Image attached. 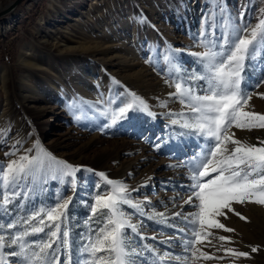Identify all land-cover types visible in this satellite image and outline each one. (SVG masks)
<instances>
[{"label": "rangeland", "instance_id": "374dc122", "mask_svg": "<svg viewBox=\"0 0 264 264\" xmlns=\"http://www.w3.org/2000/svg\"><path fill=\"white\" fill-rule=\"evenodd\" d=\"M9 1L0 0V7ZM50 1L21 0L9 15L0 19V58L6 56L0 62V133H7L0 135V164L6 166L36 144L58 160L81 166V170L76 173L73 191L70 180L65 185L54 178L55 165H51L36 190L27 200L23 195L18 197L9 208L11 218L3 216L0 224L27 219L42 207L54 206L61 197H73V260H82L80 248L105 218L101 214L91 217L94 197L110 191L99 175L104 173L108 179L126 184L134 201L147 198L145 213L155 210L169 218L174 212L182 213L181 217L169 220L175 227L168 228L124 206L132 215V222L140 224V235L145 237L140 239V235L129 230L130 247L144 251L148 245L163 254L168 246L159 242L178 239L179 243H173L170 250L188 255L192 264L190 252L186 253L183 247L185 239L193 238L192 230L186 227L183 217L196 211L194 205L198 201L193 198L191 204L185 203L193 194L189 169L170 165L192 158L205 145L203 139L178 136L184 130L170 124L176 117L169 113L181 111L182 105L169 94L175 92L174 85L181 78L191 83L188 77L200 64L193 53L205 51L202 34L206 32L208 41L217 37L223 43L221 29L229 16L242 26H255L264 12V0H58L54 11L50 10ZM41 16L43 25L39 23ZM79 17L82 21L74 25ZM87 29H91L93 46L88 53L76 52L72 56L52 50L50 56L45 54L46 45L59 37L69 45L79 46L82 32ZM25 45L26 52H31L27 65L20 60ZM64 54L68 62L62 60ZM171 56L176 59L170 60ZM176 64L179 70L174 67ZM262 73L264 63L259 59L247 67L246 91L253 95L246 110L264 113V98L255 95L264 93ZM130 93L141 97L155 115L142 113L130 122L112 125L111 112L123 106ZM232 131L236 138L253 144L264 140V129ZM14 145L16 156L5 155ZM31 189L29 181L27 188L17 191ZM23 204L27 206L22 207ZM233 208L235 211L228 212L227 218L219 219L234 232L210 230L212 236L205 237L197 247L213 258H200L195 264H264V205L234 203ZM236 212L246 219H240ZM178 229H185L187 235ZM18 230L23 231L24 226L8 230L4 224L0 234H15ZM221 235L230 237L232 242L220 241ZM29 239L46 241L48 237L37 234ZM252 246L258 247V251L252 253ZM227 248L249 252L250 257H233L226 254ZM5 254L10 264H15L7 249ZM152 259L146 254L137 264H152ZM64 260L66 255H61L62 264Z\"/></svg>", "mask_w": 264, "mask_h": 264}, {"label": "snow or ice", "instance_id": "6c2138e0", "mask_svg": "<svg viewBox=\"0 0 264 264\" xmlns=\"http://www.w3.org/2000/svg\"><path fill=\"white\" fill-rule=\"evenodd\" d=\"M141 22H144L143 18ZM221 36L223 43L217 37L208 41L206 32L202 34L205 51L193 53L200 64L198 70L188 77L191 83L181 78L174 85L175 92L169 94L182 105L181 111L169 113L176 117L170 124L184 130L178 136L203 139L205 145L192 158L181 161L178 165H170L189 169L193 194L185 203L191 204L193 198L198 201L194 205L196 211L183 217L186 227L192 230L193 238L183 241L185 252L191 254L192 264L200 258H213L197 247L204 243L205 237L212 236L210 230L234 232V229L226 227L219 219L227 218L228 212L235 211L234 203L264 205V140L253 144L236 138L232 131L233 128L248 131L264 129V113L246 110L250 107L253 95L246 91L247 67L257 59L264 63V12L251 28L236 23L229 16L221 29ZM169 59L176 58L171 56ZM174 67L179 70V64ZM198 81L203 83H195ZM256 87H260V84ZM255 95L264 98V93ZM122 103L123 106L111 112L112 125L118 121L130 122L142 113L155 115L147 103L135 93H130L128 101ZM16 152L14 145L13 150L5 155L16 156ZM32 152L35 155H31ZM51 165H55L54 178L64 181L65 185L70 180L75 191L76 173L81 170V166L58 160L39 145L34 144L26 154L10 160L6 166L0 164V219L5 215L11 218L9 208L22 195L27 200ZM99 175L104 177L110 191L94 197L91 217L101 214L105 218L102 226L94 234L90 233L80 248V254L84 257L82 260L80 257L73 260L74 240L70 219L73 197H61L60 202H56L54 206L42 207L27 219L16 220L14 223L4 222L8 230L17 229L20 225L24 226V230H18L15 234H0V264H10L5 254L6 249L10 257L14 258L15 264H62L61 255H66L63 264H137V260L146 254L153 257L152 264H189L188 255L174 254L170 250L173 243H179L178 239L160 241L161 245L168 246L163 254L148 245L144 246V251L130 247L132 241L128 238L129 230L140 235V224L132 222V215L125 211L124 206L134 210L135 214L147 215L149 220L164 224L168 228L175 227L169 220L181 217L182 213L174 212L171 218L155 210L145 213L144 203L147 198L145 201H134L126 184L110 180L104 173ZM29 181L32 182L30 192L17 191L18 188H27ZM235 214L242 220L246 219L238 212ZM4 224H0V233L4 232ZM178 231L187 235L185 229ZM37 234H46L48 239L30 242L29 238ZM140 239L145 237L140 235ZM151 239L155 240L156 237ZM219 240L232 242L230 237L223 235L219 236ZM225 251L236 258L250 257V253L246 251L233 248ZM257 251L258 247H251L252 253ZM143 264H147V261Z\"/></svg>", "mask_w": 264, "mask_h": 264}, {"label": "bare ground", "instance_id": "6f19581e", "mask_svg": "<svg viewBox=\"0 0 264 264\" xmlns=\"http://www.w3.org/2000/svg\"><path fill=\"white\" fill-rule=\"evenodd\" d=\"M57 1L58 0H51L50 1V4H49V7H50V10L51 11H54V9H55V4L57 3ZM98 8V7H97ZM66 9H68V10H70V8H68V7H66ZM67 11V10H66ZM89 13V12H88ZM102 13V12H101ZM61 14H63L62 12H61ZM89 15V14H88ZM81 19V21H82V17L80 18H76L75 20L77 21V22H75V24L74 25H77L78 23H79V21L78 20H80ZM86 19V18H85ZM39 23L41 24V25H43V23H44V17L43 16H41L40 17V20H39ZM102 24V23H101ZM1 26V25H0ZM69 28L68 27H65V30H68ZM102 29V28H101ZM104 29V28H103ZM81 30V29H80ZM90 30L91 29H87V30H85L84 32H82L83 33V41L79 44V46H72V45H69L68 44V42L66 43L61 37H59V39H56V41L55 42H52V43H49V44H47L46 45V47H45V50L47 51V53H45V54H47V56H50V54H49V52H51L52 50H57L58 52H65V53H70V54H68V55H71L72 54V56L76 53V52H79V53H81V54H86V53H88V51L90 50V49H92L93 48V46H91L92 44H91V42H90V38H91V33H90ZM105 32L107 33V30H105ZM62 36V35H61ZM93 37V36H92ZM106 37H107V34L106 35H104L103 36V38L106 40ZM92 39V38H91ZM95 45V44H94ZM105 45V44H104ZM103 45V46H104ZM108 47V46H107ZM26 45L25 46H23V48H22V51H25V52H23V53H25L22 57H21V61H22V63H24V64H26L27 63V59H28V55H30V53L31 52H26ZM74 53V54H73ZM66 56H65V54L64 55H61V58H62V60H64V62H68L69 61V59H67V58H65ZM27 65V64H26Z\"/></svg>", "mask_w": 264, "mask_h": 264}, {"label": "water", "instance_id": "95a60500", "mask_svg": "<svg viewBox=\"0 0 264 264\" xmlns=\"http://www.w3.org/2000/svg\"><path fill=\"white\" fill-rule=\"evenodd\" d=\"M21 0H11L3 7H0V19L9 15Z\"/></svg>", "mask_w": 264, "mask_h": 264}, {"label": "trees", "instance_id": "16d2710c", "mask_svg": "<svg viewBox=\"0 0 264 264\" xmlns=\"http://www.w3.org/2000/svg\"><path fill=\"white\" fill-rule=\"evenodd\" d=\"M2 38L0 37V40H1ZM5 58H6V56L5 57H2V58H0V62H3L4 60H5ZM8 58V57H7ZM9 59V58H8Z\"/></svg>", "mask_w": 264, "mask_h": 264}, {"label": "built area", "instance_id": "2783aa9c", "mask_svg": "<svg viewBox=\"0 0 264 264\" xmlns=\"http://www.w3.org/2000/svg\"><path fill=\"white\" fill-rule=\"evenodd\" d=\"M1 5V4H0Z\"/></svg>", "mask_w": 264, "mask_h": 264}]
</instances>
